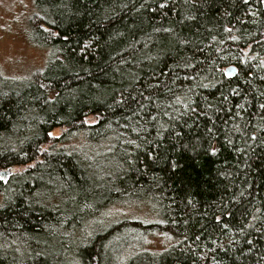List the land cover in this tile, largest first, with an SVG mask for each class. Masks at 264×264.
Segmentation results:
<instances>
[{
	"label": "trees",
	"instance_id": "1",
	"mask_svg": "<svg viewBox=\"0 0 264 264\" xmlns=\"http://www.w3.org/2000/svg\"><path fill=\"white\" fill-rule=\"evenodd\" d=\"M33 5L46 64L0 69V264H264V0Z\"/></svg>",
	"mask_w": 264,
	"mask_h": 264
},
{
	"label": "rangeland",
	"instance_id": "2",
	"mask_svg": "<svg viewBox=\"0 0 264 264\" xmlns=\"http://www.w3.org/2000/svg\"><path fill=\"white\" fill-rule=\"evenodd\" d=\"M33 1L0 0V69L6 76L15 79L27 78L32 72L42 68L48 59L47 50L37 48L30 43ZM58 134L59 131H56L55 135ZM149 213V205H146V209L121 205L112 207L109 211V214L117 218L146 217ZM168 243L167 237L163 235L148 241L151 250L155 251L164 249Z\"/></svg>",
	"mask_w": 264,
	"mask_h": 264
},
{
	"label": "water",
	"instance_id": "3",
	"mask_svg": "<svg viewBox=\"0 0 264 264\" xmlns=\"http://www.w3.org/2000/svg\"><path fill=\"white\" fill-rule=\"evenodd\" d=\"M237 73V68L235 66L228 67L226 70V75L229 77L235 76Z\"/></svg>",
	"mask_w": 264,
	"mask_h": 264
},
{
	"label": "snow or ice",
	"instance_id": "4",
	"mask_svg": "<svg viewBox=\"0 0 264 264\" xmlns=\"http://www.w3.org/2000/svg\"><path fill=\"white\" fill-rule=\"evenodd\" d=\"M163 7V5H161Z\"/></svg>",
	"mask_w": 264,
	"mask_h": 264
}]
</instances>
